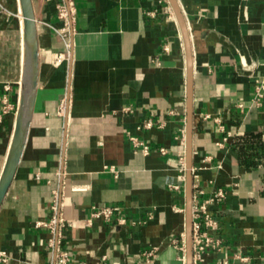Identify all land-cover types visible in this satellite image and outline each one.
Returning <instances> with one entry per match:
<instances>
[{"label":"crops","instance_id":"1","mask_svg":"<svg viewBox=\"0 0 264 264\" xmlns=\"http://www.w3.org/2000/svg\"><path fill=\"white\" fill-rule=\"evenodd\" d=\"M59 1L34 3L37 85L0 205V249L8 264L54 260L51 233L35 221L50 217L58 188L67 264H137L153 245L155 264H186V52L176 14L169 0H72L65 20ZM177 2L193 66L192 207L225 190L207 205L222 246L205 261L264 264V98L251 100L256 75H264V0ZM22 37L19 0H0V175L19 101ZM149 118L162 124L137 128ZM105 204H118L126 222L92 217L86 225L92 206Z\"/></svg>","mask_w":264,"mask_h":264},{"label":"built area","instance_id":"2","mask_svg":"<svg viewBox=\"0 0 264 264\" xmlns=\"http://www.w3.org/2000/svg\"><path fill=\"white\" fill-rule=\"evenodd\" d=\"M72 0H60L57 4L58 15L65 20L72 17ZM9 85L3 86L1 100L4 106L8 105L7 91ZM264 98V75H256L252 90V102L255 105H261ZM63 106V105H62ZM127 109V108H126ZM161 120L147 119L137 128H150L154 125L160 126ZM128 139L135 147H140L144 154L150 152V145L148 142L138 139L135 135L128 133ZM161 154L167 153V148L164 146L158 147ZM182 163L181 170L185 171L184 157L180 156ZM193 177V176H192ZM225 197V190L218 188L212 195L204 199L202 202L193 205L192 207V251L194 264H208L205 261L204 254L209 250H219L222 246V238L214 234L219 228L220 221L218 217L207 210V205L213 202H219ZM51 215L46 220L35 221V226H44L51 233L47 245L54 249L55 258L49 264H67L70 259L68 250L61 247L63 240V230L69 225L68 220L63 215L62 192L55 188L52 190L50 202ZM102 218L105 222L115 220L117 224H124L125 217L121 214V207L118 204H105L101 206H92L90 216L85 218V224H91V218ZM184 250V246H181ZM158 254V246L153 245L140 254V259L137 264H155ZM9 256L5 250L0 249V264H8ZM184 260V257H183ZM227 264L226 261L222 262Z\"/></svg>","mask_w":264,"mask_h":264},{"label":"water","instance_id":"3","mask_svg":"<svg viewBox=\"0 0 264 264\" xmlns=\"http://www.w3.org/2000/svg\"><path fill=\"white\" fill-rule=\"evenodd\" d=\"M36 0H19L22 17V74L19 101L16 106L15 124L0 175V205L12 181L22 153L27 135L38 75V38L34 3ZM179 23L186 52V222H185V263L193 264L192 251V173H191V135H192V79L193 66L190 40L186 22L177 0H169Z\"/></svg>","mask_w":264,"mask_h":264}]
</instances>
